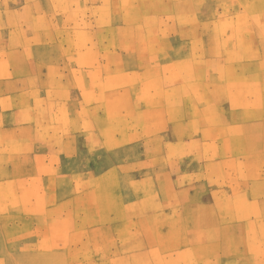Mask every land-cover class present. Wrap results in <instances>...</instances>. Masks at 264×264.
<instances>
[{"label": "rangeland", "instance_id": "obj_1", "mask_svg": "<svg viewBox=\"0 0 264 264\" xmlns=\"http://www.w3.org/2000/svg\"><path fill=\"white\" fill-rule=\"evenodd\" d=\"M236 88L201 95L179 126L161 123L163 98L176 93L160 83L145 112L91 90L98 109L78 111L83 125L64 106L52 111L40 158L19 180L0 172L10 181L0 185V264H264V79ZM105 106L102 141L92 117Z\"/></svg>", "mask_w": 264, "mask_h": 264}, {"label": "crops", "instance_id": "obj_2", "mask_svg": "<svg viewBox=\"0 0 264 264\" xmlns=\"http://www.w3.org/2000/svg\"><path fill=\"white\" fill-rule=\"evenodd\" d=\"M232 50L236 77L229 76ZM0 54V172L19 180L50 140L42 119L64 106L83 125L78 111H97L87 105L88 90L145 112L160 83L176 93L174 102L163 98L161 123L179 126L180 111L201 95H235L240 83L264 79V0H0ZM191 85L204 90L184 96ZM22 95L33 97L30 104ZM170 110L178 122L170 123ZM106 116L105 106L92 117L102 141ZM9 182L0 175L2 188Z\"/></svg>", "mask_w": 264, "mask_h": 264}]
</instances>
